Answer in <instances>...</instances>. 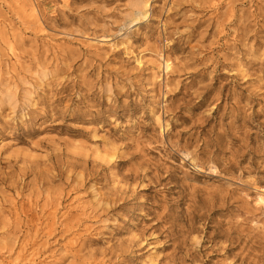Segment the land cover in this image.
<instances>
[{"label": "rangeland", "instance_id": "obj_1", "mask_svg": "<svg viewBox=\"0 0 264 264\" xmlns=\"http://www.w3.org/2000/svg\"><path fill=\"white\" fill-rule=\"evenodd\" d=\"M144 1L0 0V264H264V0Z\"/></svg>", "mask_w": 264, "mask_h": 264}, {"label": "bare ground", "instance_id": "obj_2", "mask_svg": "<svg viewBox=\"0 0 264 264\" xmlns=\"http://www.w3.org/2000/svg\"><path fill=\"white\" fill-rule=\"evenodd\" d=\"M143 6H144V7L147 6V0H145V1L143 2ZM32 11L34 12L33 9H32ZM169 66H170V62H169L168 60H165V61H164V68H165V69H168ZM56 199H60V198H58V197H56V198H51V199L47 200V201L44 203V205L46 206V204H47V205L52 204V203H54V202L56 201ZM258 203L264 206V197H263V195H260V196L258 197ZM85 208H86L85 205H83V209H85ZM226 247H227V246H226ZM232 248H233V247H232ZM228 250H230V248H227L225 252H227ZM225 258H227V256H226ZM241 260H242V262H243V261H244V258L242 257Z\"/></svg>", "mask_w": 264, "mask_h": 264}]
</instances>
